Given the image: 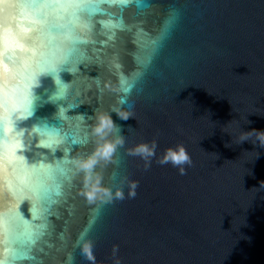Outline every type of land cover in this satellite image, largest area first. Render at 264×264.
Instances as JSON below:
<instances>
[{
	"label": "water",
	"instance_id": "95a60500",
	"mask_svg": "<svg viewBox=\"0 0 264 264\" xmlns=\"http://www.w3.org/2000/svg\"><path fill=\"white\" fill-rule=\"evenodd\" d=\"M0 45V264H89V241L95 264H264V148L235 143L264 130V0H0ZM112 109L124 145L92 176L124 198L89 201ZM153 140L145 169L126 150ZM178 144L184 175L156 162Z\"/></svg>",
	"mask_w": 264,
	"mask_h": 264
},
{
	"label": "clouds",
	"instance_id": "9594fccd",
	"mask_svg": "<svg viewBox=\"0 0 264 264\" xmlns=\"http://www.w3.org/2000/svg\"><path fill=\"white\" fill-rule=\"evenodd\" d=\"M8 7H10V5H5V9H7ZM47 76L51 77L52 83L54 85V89L53 91H51L48 97L53 95L56 97H62L65 94V90L61 87V85H65L67 83L63 82L60 77L54 80L51 74H47ZM39 86L40 81L38 84L33 85L31 89L30 107L25 109L26 115L16 117L11 121L12 131L18 130L17 124L19 121H23L33 116L37 101L40 100V96L35 93L34 89ZM120 104L125 105L127 104V101L125 99H121ZM131 107V104H128V109H131ZM110 112H114L117 114L116 109H112L108 112L94 113V124L92 126L91 131L92 135L98 138V142L96 143L93 152L89 154V157L77 163L78 170L86 174L82 182V194L85 195L89 201L94 200L98 193L102 194L109 201H111L112 199L124 198V193L122 190L114 191L112 189H107L101 191L102 186L100 185L99 178H94L92 176V171L99 160H109L114 154L117 147H123L124 145V138L119 134V127L113 123L109 115ZM118 117L122 120H127L129 117H131V114L129 112L126 114L118 115ZM7 119L8 117L5 113L3 116V121L6 122ZM37 127H39V125H37ZM0 131L4 133L9 132L7 123L0 122ZM109 136H112L113 138L108 139ZM243 141H250L254 144H258L261 148H264V130L251 129L248 131H244L241 129L239 133L236 134L235 143L239 144ZM156 149L157 144L155 140H153L150 142H141L139 144H136L130 149H127L126 151L128 155L137 156L141 160H143L145 169H147V167H149L150 165L152 158L156 157ZM156 162L160 165L170 164L171 166L177 169L180 175L185 174L186 165H191V159L187 151L185 150L183 145L180 144L165 149L159 155ZM127 186L129 188L128 197H135L137 182L129 181ZM91 249V242H86L83 245L82 254L84 255L85 259L89 261V264H95V257L92 254ZM117 250L118 249L115 246L112 249L113 264H120L119 258L116 256Z\"/></svg>",
	"mask_w": 264,
	"mask_h": 264
},
{
	"label": "snow or ice",
	"instance_id": "6c2138e0",
	"mask_svg": "<svg viewBox=\"0 0 264 264\" xmlns=\"http://www.w3.org/2000/svg\"><path fill=\"white\" fill-rule=\"evenodd\" d=\"M5 52L3 51L2 45H0V61L4 60Z\"/></svg>",
	"mask_w": 264,
	"mask_h": 264
}]
</instances>
